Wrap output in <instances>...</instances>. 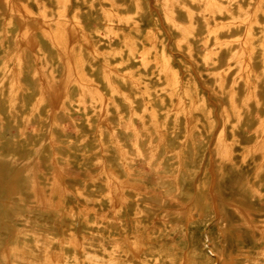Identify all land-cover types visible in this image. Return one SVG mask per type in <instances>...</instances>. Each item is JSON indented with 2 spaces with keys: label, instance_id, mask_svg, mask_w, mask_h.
<instances>
[{
  "label": "clouds",
  "instance_id": "obj_1",
  "mask_svg": "<svg viewBox=\"0 0 264 264\" xmlns=\"http://www.w3.org/2000/svg\"><path fill=\"white\" fill-rule=\"evenodd\" d=\"M0 264H264V0H0Z\"/></svg>",
  "mask_w": 264,
  "mask_h": 264
}]
</instances>
